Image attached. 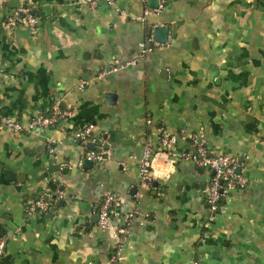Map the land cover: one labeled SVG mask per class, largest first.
I'll list each match as a JSON object with an SVG mask.
<instances>
[{"label":"crops","instance_id":"0c3cea01","mask_svg":"<svg viewBox=\"0 0 264 264\" xmlns=\"http://www.w3.org/2000/svg\"><path fill=\"white\" fill-rule=\"evenodd\" d=\"M84 1L0 0L2 115L26 124L55 100L73 113L39 133L0 124L3 264H110L114 242L98 226L109 195L122 217L137 213L118 264H264V0H167L146 21L141 0ZM22 7L36 15L35 31L7 26ZM159 27L167 42L123 67ZM90 125L109 154L88 168L97 147L74 134ZM161 127L204 132L212 154L243 163L247 187L221 201L213 222L207 170L180 163L143 182V152L158 147ZM47 191L63 198L27 215Z\"/></svg>","mask_w":264,"mask_h":264},{"label":"built area","instance_id":"2783aa9c","mask_svg":"<svg viewBox=\"0 0 264 264\" xmlns=\"http://www.w3.org/2000/svg\"><path fill=\"white\" fill-rule=\"evenodd\" d=\"M141 1L145 4L143 21H146L148 16L159 15L167 2V0H159L158 8L154 9L148 6L147 3L149 0ZM107 2L110 5H114L112 0H108ZM84 3L88 4L91 9L97 8L98 4L97 0H85ZM6 22L9 28L26 25L30 31H35L38 26V19L32 14V9L29 7H22L14 11L8 16ZM161 46L154 38L153 33H151L140 44L138 55L123 67L139 64ZM118 65L119 63L115 62V67L111 68V71H117L119 68ZM82 88H84V85H81ZM72 116V111L65 109L61 101L55 100L52 104L50 114L46 117L33 119L29 123L21 124L11 117L2 115L0 111V124L12 134L39 133L40 131L49 130L61 121ZM74 135L75 139L84 145L93 143L97 147L93 151H87L84 157L85 161H90L94 164L101 162L108 156L107 137L95 136L91 125L85 127L83 130L77 131ZM181 143H190L193 150H180ZM180 163L193 164L196 167L207 170L211 174V181L205 190L208 222H213L216 219L223 199L233 192L247 187L248 181L242 173L243 163L237 157L231 155L212 154L209 149L207 136L204 132L188 134L186 131H182L180 134L175 135L169 133L163 127L159 129L158 147L151 143L145 147L140 165L141 178L143 182L151 183L157 180L158 177L166 174L169 166ZM82 165L83 162L80 163V167ZM62 198V191H56L53 194L49 193V191L43 192L28 205L26 213L29 216L45 213ZM119 200V197L109 195L102 201L98 209V226L101 230L109 232L114 242V251L110 258V264L119 263L122 249L135 223L137 214L131 213L122 217L117 208ZM6 246L7 238L0 237V264H3Z\"/></svg>","mask_w":264,"mask_h":264},{"label":"water","instance_id":"95a60500","mask_svg":"<svg viewBox=\"0 0 264 264\" xmlns=\"http://www.w3.org/2000/svg\"><path fill=\"white\" fill-rule=\"evenodd\" d=\"M149 5L151 8H158L159 5V0H149ZM169 37V30L165 27H159L156 29L155 31V39L159 42V43H166ZM93 166V163L90 161H86L85 162V167L91 168ZM146 184H148V182H146ZM154 187H158V183L154 182L153 183Z\"/></svg>","mask_w":264,"mask_h":264},{"label":"trees","instance_id":"16d2710c","mask_svg":"<svg viewBox=\"0 0 264 264\" xmlns=\"http://www.w3.org/2000/svg\"><path fill=\"white\" fill-rule=\"evenodd\" d=\"M33 14V13H32ZM34 15V14H33ZM36 17V15H34Z\"/></svg>","mask_w":264,"mask_h":264}]
</instances>
